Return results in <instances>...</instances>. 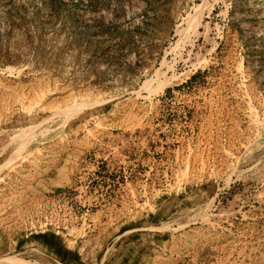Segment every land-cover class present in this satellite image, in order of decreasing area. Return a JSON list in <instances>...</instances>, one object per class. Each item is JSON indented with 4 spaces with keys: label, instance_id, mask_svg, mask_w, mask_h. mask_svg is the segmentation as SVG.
<instances>
[{
    "label": "rangeland",
    "instance_id": "1",
    "mask_svg": "<svg viewBox=\"0 0 264 264\" xmlns=\"http://www.w3.org/2000/svg\"><path fill=\"white\" fill-rule=\"evenodd\" d=\"M0 264H264V0H0Z\"/></svg>",
    "mask_w": 264,
    "mask_h": 264
},
{
    "label": "bare ground",
    "instance_id": "2",
    "mask_svg": "<svg viewBox=\"0 0 264 264\" xmlns=\"http://www.w3.org/2000/svg\"><path fill=\"white\" fill-rule=\"evenodd\" d=\"M202 4V3H201ZM201 4H198L196 7H195V10L193 11L192 15H191V19H190V26L191 25H198L201 20L203 19V16H204V6H202Z\"/></svg>",
    "mask_w": 264,
    "mask_h": 264
}]
</instances>
